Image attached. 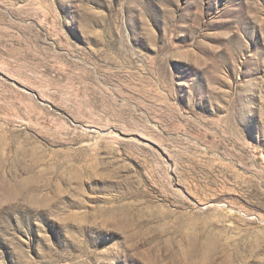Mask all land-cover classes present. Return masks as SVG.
I'll return each instance as SVG.
<instances>
[{"label":"rangeland","instance_id":"obj_1","mask_svg":"<svg viewBox=\"0 0 264 264\" xmlns=\"http://www.w3.org/2000/svg\"><path fill=\"white\" fill-rule=\"evenodd\" d=\"M0 264H264V0H0Z\"/></svg>","mask_w":264,"mask_h":264}]
</instances>
